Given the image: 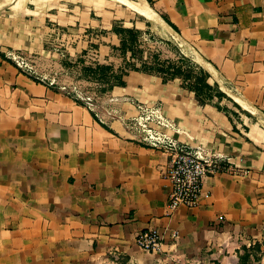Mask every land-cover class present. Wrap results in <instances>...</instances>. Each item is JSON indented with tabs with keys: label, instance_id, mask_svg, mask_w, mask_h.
Here are the masks:
<instances>
[{
	"label": "crops",
	"instance_id": "0c3cea01",
	"mask_svg": "<svg viewBox=\"0 0 264 264\" xmlns=\"http://www.w3.org/2000/svg\"><path fill=\"white\" fill-rule=\"evenodd\" d=\"M70 1L38 7V19L99 31V63L120 67L108 5ZM146 2L208 64L190 58L225 96L201 104L181 79L130 70L93 110L0 54V264H239L244 248L246 264H264V0ZM4 7L12 0H0ZM125 19L123 27H149L147 18ZM6 27L3 48L28 43L26 31ZM137 101L161 103L181 140L218 150L239 169L207 176L196 206L170 211L169 156L125 124ZM147 228L163 235L157 251L136 244Z\"/></svg>",
	"mask_w": 264,
	"mask_h": 264
},
{
	"label": "rangeland",
	"instance_id": "374dc122",
	"mask_svg": "<svg viewBox=\"0 0 264 264\" xmlns=\"http://www.w3.org/2000/svg\"><path fill=\"white\" fill-rule=\"evenodd\" d=\"M16 1L12 0L13 10L5 7L0 9V27L6 29L8 26L14 30L16 28L14 32L19 31L18 28L26 31L28 36L24 39L28 43L8 48H3L0 45V54L6 55L10 52V55H15L16 59L27 63L32 67V70H35V73L22 71L23 73L33 78L34 76L42 78L43 83L53 80L52 86L56 89L78 98L96 110L98 105L104 101V92L101 91V88L105 84L97 79L98 75L93 76L91 72L85 73L83 68L86 66L94 67L97 63L106 64L99 63V51L97 49V45L100 43L99 31H91L83 26L60 25L54 19L42 15L38 19V7L54 6L58 9V6L62 7L60 5L63 4L69 8L74 3L70 0ZM103 2L108 5L107 9L111 15L110 31L117 34L119 38H121L119 30L129 28L122 26L123 21L126 20V15L130 18L129 20L131 17L133 19L138 18L140 21L147 20L130 8L121 5L120 2L119 4L117 0H104ZM23 4L26 7L24 11L21 10ZM50 12L53 11H48V13ZM20 16L24 18V23L20 22L22 20H17ZM147 24L148 29L144 28L143 33L139 31L135 55L131 56L128 52L127 57V53L122 54L116 48V51L123 57V63L121 62L122 65L118 68H113L111 65L114 72L129 67L131 62L141 68V64L153 62V55H157L160 60L178 61L179 55L186 54L187 56H184H189L188 58L194 60L193 51L190 48L182 45L179 40L173 39L154 22L147 20ZM4 58L7 57L4 56ZM10 60L14 64V61ZM151 74L158 73L153 72Z\"/></svg>",
	"mask_w": 264,
	"mask_h": 264
},
{
	"label": "built area",
	"instance_id": "2783aa9c",
	"mask_svg": "<svg viewBox=\"0 0 264 264\" xmlns=\"http://www.w3.org/2000/svg\"><path fill=\"white\" fill-rule=\"evenodd\" d=\"M7 60L21 71L35 73L32 67L16 59L10 52ZM10 58V59H9ZM42 82L43 79L34 76ZM52 86L53 80L45 83ZM89 106V105H88ZM90 107V106H89ZM136 113L125 119V124L134 139L140 144L169 156V164L164 177L170 182L167 208L173 211L179 206L193 207L199 203L204 179L216 172H236L239 168L231 165L229 157L204 145H191L179 138L180 129L163 111L159 102H135ZM178 232L172 233L173 238ZM163 235L153 228L141 230L136 234V244L146 251H157L161 248Z\"/></svg>",
	"mask_w": 264,
	"mask_h": 264
},
{
	"label": "trees",
	"instance_id": "16d2710c",
	"mask_svg": "<svg viewBox=\"0 0 264 264\" xmlns=\"http://www.w3.org/2000/svg\"><path fill=\"white\" fill-rule=\"evenodd\" d=\"M151 3V0H148ZM166 22H168L174 29L177 28L164 16L161 15ZM121 34L120 45L117 47L122 54L127 51L130 55H135V49L137 47V40L139 30L135 28H121L119 30ZM1 56L4 57L3 54ZM178 61L175 60H160L157 55H153L152 63H143L141 68L137 67L131 62L129 67H125L118 72L112 70L111 65L96 64L94 67H84V72H91L93 76H97L99 81H102L105 86L101 88L102 92L111 90L114 85H124V75L130 70L143 71L145 73L157 72L161 76L163 82L181 79L182 85L194 92L195 98L201 104L204 103V98H211L213 95L217 97L225 96V94L218 89L217 83L210 82V74L203 69L200 65L192 61L190 58L179 55ZM77 101L82 102L77 99ZM249 257L247 248H244V253L239 255V264H246V260Z\"/></svg>",
	"mask_w": 264,
	"mask_h": 264
},
{
	"label": "bare ground",
	"instance_id": "6f19581e",
	"mask_svg": "<svg viewBox=\"0 0 264 264\" xmlns=\"http://www.w3.org/2000/svg\"><path fill=\"white\" fill-rule=\"evenodd\" d=\"M117 1H119L122 4H124L128 8L138 12L139 14H141L142 16L147 18L148 20L157 23L160 27L165 29L169 34H172V36L175 39H177L179 41L181 40L180 37L174 31H172V29L166 24V22L152 9V7L146 2V0H135V1H132V0H117ZM193 55H194V60L195 61H198V62L204 64L205 66L208 65V64L206 65L202 61L201 57L198 54H196V52L193 51ZM237 100L240 102V104L243 107H245V108L250 107L242 99L237 98ZM251 109H253V108H251Z\"/></svg>",
	"mask_w": 264,
	"mask_h": 264
}]
</instances>
